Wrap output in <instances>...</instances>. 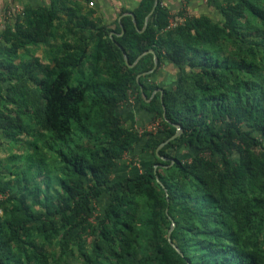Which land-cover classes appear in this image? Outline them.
Here are the masks:
<instances>
[{
  "label": "trees",
  "instance_id": "obj_1",
  "mask_svg": "<svg viewBox=\"0 0 264 264\" xmlns=\"http://www.w3.org/2000/svg\"><path fill=\"white\" fill-rule=\"evenodd\" d=\"M83 1L2 32L0 150L25 167L0 171V264H264V0L169 29L162 0L115 28ZM155 59L180 67L162 94ZM133 94L157 130L124 124ZM138 145L151 161L113 180Z\"/></svg>",
  "mask_w": 264,
  "mask_h": 264
},
{
  "label": "crops",
  "instance_id": "obj_2",
  "mask_svg": "<svg viewBox=\"0 0 264 264\" xmlns=\"http://www.w3.org/2000/svg\"><path fill=\"white\" fill-rule=\"evenodd\" d=\"M90 1L93 2V5L88 4L87 1H83L82 8L92 7L104 24L115 28L117 23H121V18L125 14H132L134 12V9L139 5L141 0ZM233 1L235 0H187L186 13L189 15L188 17L206 15L213 20L223 21L221 6ZM51 3L52 0H0V43L2 42L3 30L6 26H14L16 15L23 14L24 10L28 7L49 6ZM162 4L169 12V22L171 18H182L184 14V2L182 0H162ZM121 27L123 28L122 25ZM150 72V82L157 84L158 88H171L178 81L180 67L173 62L167 61L163 62L160 66H156ZM158 88L155 89V92ZM120 111L124 124L128 127L137 128L138 131L154 122L152 113L142 107L136 94H133L128 102L121 105ZM134 150L136 151L124 154L123 157L117 160V164L113 168L111 175L113 180L141 172L151 161L152 156H150V152L148 151L150 150L149 148H146L142 154L138 153L142 150L141 146L138 145ZM178 151L183 155H188L187 151L190 150L185 146H180L178 147Z\"/></svg>",
  "mask_w": 264,
  "mask_h": 264
},
{
  "label": "rangeland",
  "instance_id": "obj_3",
  "mask_svg": "<svg viewBox=\"0 0 264 264\" xmlns=\"http://www.w3.org/2000/svg\"><path fill=\"white\" fill-rule=\"evenodd\" d=\"M42 51L43 50L41 48H39L37 51H35V53L41 54ZM13 152L20 154V153H24L25 150H24V147L21 145H12V146L7 145L6 148H3L0 150V171L1 172H7V170H6L7 167L14 168V169H18V167H20V168L25 167L24 162H22V160L19 158L18 159L15 158L14 159L15 162L12 163L10 158H11V154H13ZM7 160H9L11 163L7 164V162H6ZM5 164H7V165H5ZM15 164H17V165L15 166ZM50 169H52V166L47 167V170H50ZM11 177H12V175H11Z\"/></svg>",
  "mask_w": 264,
  "mask_h": 264
},
{
  "label": "built area",
  "instance_id": "obj_4",
  "mask_svg": "<svg viewBox=\"0 0 264 264\" xmlns=\"http://www.w3.org/2000/svg\"><path fill=\"white\" fill-rule=\"evenodd\" d=\"M184 2V8H183V15L182 18L176 19V18H171L169 24L166 26L167 29L169 28H174L175 26H177L178 24H181L182 22H184V20L189 16L186 13V6H187V0H182ZM90 5H93L92 1H89ZM160 127V123L159 120H155L154 122L148 124L147 126L143 127L142 129H140V132H144V131H155L157 130V128Z\"/></svg>",
  "mask_w": 264,
  "mask_h": 264
},
{
  "label": "water",
  "instance_id": "obj_5",
  "mask_svg": "<svg viewBox=\"0 0 264 264\" xmlns=\"http://www.w3.org/2000/svg\"><path fill=\"white\" fill-rule=\"evenodd\" d=\"M157 2V0H155V3ZM154 8V7H153ZM152 11H153V9H152ZM152 11L150 12V14L152 13ZM132 15H133V17H134V14L132 13ZM147 24V23H146ZM146 24H145V26H146ZM124 31V28H122V32ZM124 56H125V59L126 60H128L127 59V55L126 54H124ZM157 66V60L155 59V61H154V66H153V68L150 70V71H152L155 67ZM149 71V72H150ZM158 90L161 92V94H162V92H163V89L162 88H158ZM157 91V90H156ZM164 109H165V105H164ZM166 110V109H165ZM182 132V127L180 126V125H177V131L175 132V134H173L170 138H168L165 142H163L161 145H163L164 143H167L168 141H170L171 139H173V138H175V137H177L180 133ZM156 167V166H155ZM175 225V222H174V220L172 219V226H171V228L169 229V231H168V238H169V241L171 242V244L178 250V251H180L179 250V248L172 242V240H171V237H170V234H171V231H172V228H173V226Z\"/></svg>",
  "mask_w": 264,
  "mask_h": 264
}]
</instances>
